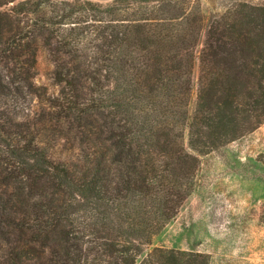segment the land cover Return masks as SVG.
<instances>
[{
	"label": "trees",
	"instance_id": "1",
	"mask_svg": "<svg viewBox=\"0 0 264 264\" xmlns=\"http://www.w3.org/2000/svg\"><path fill=\"white\" fill-rule=\"evenodd\" d=\"M204 21L199 0H0V264H210L142 252L199 155L264 123V5L234 4L202 41ZM38 39L60 87L44 114L79 131L75 160L52 159L18 117Z\"/></svg>",
	"mask_w": 264,
	"mask_h": 264
},
{
	"label": "rangeland",
	"instance_id": "2",
	"mask_svg": "<svg viewBox=\"0 0 264 264\" xmlns=\"http://www.w3.org/2000/svg\"><path fill=\"white\" fill-rule=\"evenodd\" d=\"M205 17L202 41L210 21L234 4L264 5V0H199ZM37 45L35 91L13 99L18 117L32 123L38 140L56 161L75 160L81 153L80 133L67 121L45 115L47 97L58 93L54 65L40 39ZM198 67L194 78L197 80ZM194 90V98H195ZM10 98H15L9 95ZM184 143L192 151L188 132ZM264 123L255 131L199 155L194 188L177 216L142 245L143 255L154 247L198 251L210 264H264Z\"/></svg>",
	"mask_w": 264,
	"mask_h": 264
}]
</instances>
